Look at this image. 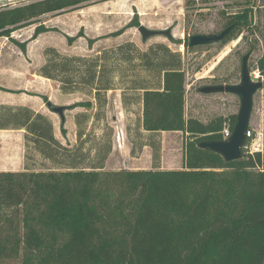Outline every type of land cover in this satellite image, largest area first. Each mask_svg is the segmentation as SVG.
<instances>
[{"label":"trees","instance_id":"1","mask_svg":"<svg viewBox=\"0 0 264 264\" xmlns=\"http://www.w3.org/2000/svg\"><path fill=\"white\" fill-rule=\"evenodd\" d=\"M95 1L0 0V37L25 53L26 41H17L12 32L34 25L29 39H35L53 30L41 22L43 15ZM191 2L185 0V7ZM254 8L246 0L223 14L219 32L232 28L220 45L245 30L254 32ZM139 25L135 16L98 37L80 30L65 38L72 45L83 36L91 48ZM188 38L175 41L186 50L195 48ZM254 49L251 43L248 53ZM42 56L36 75L56 82L63 94L90 99L64 106L79 108L72 144L54 136L47 114L26 105H0V129H23L25 145L23 169L0 171V258L18 264H264V90L262 151H242L240 158L226 161L199 143L222 140L224 125L232 131L236 114L205 123L185 116L186 71L179 50L163 42L142 48L124 40L91 54L45 46ZM254 69L264 79V55ZM116 90L125 113L135 114L130 155L149 146L151 168L105 169L113 134L104 121L107 92ZM64 123L61 119L65 136ZM162 131L183 133L181 168L159 167Z\"/></svg>","mask_w":264,"mask_h":264},{"label":"rangeland","instance_id":"2","mask_svg":"<svg viewBox=\"0 0 264 264\" xmlns=\"http://www.w3.org/2000/svg\"><path fill=\"white\" fill-rule=\"evenodd\" d=\"M245 1L193 0L189 6L185 7V0H98L74 10L46 14L40 20L45 26L53 28V30L41 33L35 39H29L33 33L34 25L12 32V37L17 41H26L25 53L7 38L5 66L18 69L21 73L16 74V76L7 74L4 81L7 85L19 87L20 92L25 93L33 103L37 102L43 105V110L60 123L61 118L47 107L44 97L55 106L70 105L77 101L90 99V97L82 93L63 94L59 91L56 82L34 73L43 61L42 50L44 46L54 44L62 49L64 45L67 46L65 35H76L82 30L83 35L96 37L121 28L137 16L140 25L149 29L169 30L173 40H170L163 33L142 40L136 27L127 28L122 35L109 39H133L142 48H146L148 44L154 42H163L172 50H179L182 53L186 71V117L196 118L205 123L217 116L237 114L240 105L237 95L229 92L203 93L199 89L210 84L239 83L241 59L248 52L251 43H254L255 49L251 51L247 64L251 78L254 79V76L258 75L259 71L254 69V66L256 60L264 55V0H251L252 4L255 5L253 11L254 32L252 33L245 30L236 39L225 45L213 42L195 46L190 50H186L182 43L175 40H186V35L219 32L226 19L223 14L236 10L238 5ZM66 49L85 50V37H79L74 45L67 46ZM108 92L104 121L111 125L113 134L111 137L112 151L107 158L108 162L106 160L105 169H130L131 161H143L146 158L145 156L140 157L142 151L137 157L130 155L129 136L133 133L135 114L125 113L119 91L111 94ZM261 101L262 91L258 90L253 97V109L249 124L255 130L261 127ZM78 109H66L64 111V127H66L70 139L73 138V135L75 136L73 114ZM136 111L140 114V106L136 108ZM101 127L102 124L97 126V134L101 133ZM159 139L161 141L159 167L162 168L161 164L164 163L169 168H181L183 133L165 131L160 133ZM66 142L70 143L69 141ZM4 148L5 146L1 142L0 153L3 152ZM12 154L14 156L11 167L15 168L19 156L16 149ZM0 159L3 160L1 155ZM0 167L5 168L6 166ZM151 167L152 159L150 158L148 168ZM0 264H18V260L0 258Z\"/></svg>","mask_w":264,"mask_h":264},{"label":"water","instance_id":"3","mask_svg":"<svg viewBox=\"0 0 264 264\" xmlns=\"http://www.w3.org/2000/svg\"><path fill=\"white\" fill-rule=\"evenodd\" d=\"M228 26L216 34H194L189 36L188 43L190 46L205 45L222 40L231 30ZM137 30L141 34L142 40H146L158 34L171 36L169 30L159 31L149 29L144 25H139ZM250 53H245L241 59L240 82L237 84H210L200 87V92H229L239 97L240 105L236 114V121L228 138L222 140H204L199 143L202 148H208L219 155L226 161L235 160L242 156V145L246 139V131L250 124L251 113L253 109V97L258 90H264V81L254 80L248 68L247 60ZM47 107L57 113L61 119H64V106H55L50 101L46 102Z\"/></svg>","mask_w":264,"mask_h":264},{"label":"crops","instance_id":"4","mask_svg":"<svg viewBox=\"0 0 264 264\" xmlns=\"http://www.w3.org/2000/svg\"><path fill=\"white\" fill-rule=\"evenodd\" d=\"M109 32H111V31H109ZM109 32H107V33H109ZM107 33H105V34H107ZM99 36H101V35H99ZM96 37H98V36H96ZM115 37H118V36H115ZM109 38H113V37H106V38H102L100 40H97L96 42L93 43L91 48H89L87 46V43H86V49L82 50V51L67 50L66 49L67 46L71 47L72 45H74V43L76 41L72 45H68L66 42L67 46L64 45V48L62 47V49L58 48L54 44H47L45 46H54L59 51H61L63 53L91 54V53L97 52L100 48L112 47V46L119 44L120 42H122L124 40H133V39H129V38H126V39H117V38L109 39ZM6 40H7V37H0V87L7 88L10 91L0 89V105L1 104L26 105L35 111L47 114L52 120L54 136L63 144H66L67 143L66 141H69L70 143L74 142L75 136L73 135V138L70 139L67 132H66V135L63 136V134L60 131V125H59L60 123L56 122L53 116L49 115L48 113H46L43 110V105H41L40 103H37V102L33 103L32 100L28 99V97L25 95V93L20 92L21 89H19V87L7 85L5 83L4 80H5V78H6L5 76L7 74H10L12 76H16V74L21 73V71L18 69L16 70L15 68H11V67L7 68L5 66V54H6V44H7ZM113 92L117 93L118 91H109L108 93L111 94ZM261 106H262V101H261ZM261 117H262V112H261ZM260 126H262V118H261V125ZM65 129H66V127H65ZM162 132H165V131H162ZM176 132H180V131H176ZM1 142H2L3 146H5V148L3 149V152L0 153V155L3 159V160L0 159V166H6V167L5 168L0 167V171H20V170H22L23 166H24V152H25L23 129H0V143ZM162 146H163V143H162ZM15 149L18 153L19 161L16 165L17 167L12 168L11 167L12 163H13L12 157L14 156L13 155L14 153L12 154V152ZM150 154L151 153H150L149 146H144L142 149L140 157L145 156L146 157L145 160H143V161H138V160L137 161L136 160L131 161L129 168L130 169L148 168L149 159L151 158ZM107 162H108V159H107ZM106 166H107V163H106ZM161 166H162V168H169L166 165H164V163H162Z\"/></svg>","mask_w":264,"mask_h":264},{"label":"built area","instance_id":"5","mask_svg":"<svg viewBox=\"0 0 264 264\" xmlns=\"http://www.w3.org/2000/svg\"><path fill=\"white\" fill-rule=\"evenodd\" d=\"M254 77L255 80L264 81L263 77H261L259 73L257 76L255 75ZM230 134L231 131L229 125L225 124L222 130L223 139L228 138ZM262 140H263L262 126L255 130L251 128V126L249 125L246 131V139L242 145V151L251 155L257 151H262Z\"/></svg>","mask_w":264,"mask_h":264}]
</instances>
